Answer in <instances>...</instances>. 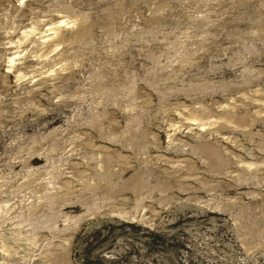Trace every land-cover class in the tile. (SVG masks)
Returning a JSON list of instances; mask_svg holds the SVG:
<instances>
[{
  "label": "rangeland",
  "instance_id": "374dc122",
  "mask_svg": "<svg viewBox=\"0 0 264 264\" xmlns=\"http://www.w3.org/2000/svg\"><path fill=\"white\" fill-rule=\"evenodd\" d=\"M0 264H264V0H0Z\"/></svg>",
  "mask_w": 264,
  "mask_h": 264
}]
</instances>
